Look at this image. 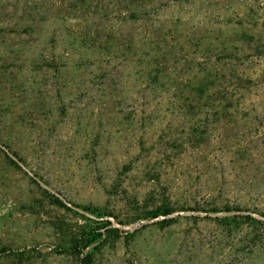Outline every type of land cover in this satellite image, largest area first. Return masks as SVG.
Segmentation results:
<instances>
[{"label": "rangeland", "instance_id": "rangeland-1", "mask_svg": "<svg viewBox=\"0 0 264 264\" xmlns=\"http://www.w3.org/2000/svg\"><path fill=\"white\" fill-rule=\"evenodd\" d=\"M246 213L264 0H0V264H264V223L215 219ZM86 216L119 231L84 263L106 235L74 250Z\"/></svg>", "mask_w": 264, "mask_h": 264}, {"label": "trees", "instance_id": "trees-1", "mask_svg": "<svg viewBox=\"0 0 264 264\" xmlns=\"http://www.w3.org/2000/svg\"><path fill=\"white\" fill-rule=\"evenodd\" d=\"M196 89L200 95L205 97L204 94H206L207 88H206L204 79H201L198 81V86ZM224 99H225V97H224ZM207 118H208V116H206V119ZM206 121L207 120H205L203 123H201V125L205 126ZM195 133H198V129L195 130ZM174 144H175V142L171 143L172 147H174L173 146ZM9 160L14 164L15 167L19 168L18 163H16L12 159H9ZM49 199H50L49 201L51 203L61 205V206L68 208V206L59 197L51 195V196H49ZM87 209L95 216H103V215L107 214L106 211H103L99 208H93V207L87 206ZM223 209L225 211H241L240 208H233V207H229V206H225ZM173 211H174L173 209L168 208L166 205H161V206H157L155 209L150 210L149 212H147L146 215L147 216L149 215L151 217H158L160 215L171 214ZM215 211H220V210H215ZM85 219L87 220V223H86L87 228H83L80 232L79 231L76 232V235L72 238V247L74 250L81 253L82 249H84V248L88 247L89 245H91L92 243L98 241L103 235H105V234L106 235L104 236V240L102 242H99V244H96L95 246H93L91 251H89L86 254L85 258L83 259L84 263H86L87 261L91 260V258H93V253L101 248V246L104 244V241L106 240L105 239L106 237H109L113 233L117 234L119 231L115 227L107 228L105 234L99 230H93V229L87 230L88 228H93L92 222H95V220L93 218L88 217V216H86ZM215 219L221 223L223 222V223H227V224H243L245 222H247L249 224L264 223L263 220L257 219L256 217L251 215V213L228 214V215L216 216ZM170 221H171V218H167V219L159 221V223H166V222H170ZM102 223L104 224V227H106L107 224L110 223V221L104 220V221H102Z\"/></svg>", "mask_w": 264, "mask_h": 264}]
</instances>
